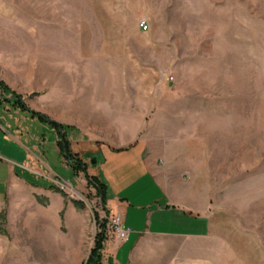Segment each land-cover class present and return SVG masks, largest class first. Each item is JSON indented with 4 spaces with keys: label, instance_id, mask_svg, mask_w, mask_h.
I'll return each instance as SVG.
<instances>
[{
    "label": "rangeland",
    "instance_id": "obj_1",
    "mask_svg": "<svg viewBox=\"0 0 264 264\" xmlns=\"http://www.w3.org/2000/svg\"><path fill=\"white\" fill-rule=\"evenodd\" d=\"M0 83L66 126L91 175L100 157L89 145L117 133L120 107L147 118L156 151L196 141L193 200L206 229L171 241L166 262L264 264V0H0ZM16 115L21 141L0 148V264H87L95 213L107 214L101 197L55 128ZM153 254L149 264H160Z\"/></svg>",
    "mask_w": 264,
    "mask_h": 264
},
{
    "label": "crops",
    "instance_id": "obj_2",
    "mask_svg": "<svg viewBox=\"0 0 264 264\" xmlns=\"http://www.w3.org/2000/svg\"><path fill=\"white\" fill-rule=\"evenodd\" d=\"M127 95L132 97L118 90L116 97L126 99ZM135 96L138 98L139 94ZM119 109L121 117L112 128L117 133L89 145L100 157L95 168L108 186L110 215H120L123 226L130 230L127 241H105L103 264H149L153 253L161 256L160 264H169L166 261L176 253L171 241L205 233L206 223L199 215L203 209L193 200L196 178L200 176L196 173L201 162V148L197 147L200 144L173 138L156 151L147 128L143 129L148 126L147 118L141 125L135 106ZM18 113L19 109L11 107L0 92V148L7 139L21 141ZM70 138L73 141V136ZM186 175L189 181L185 180ZM51 195L63 200L58 192ZM5 207L0 206V211ZM50 215L53 216L51 212Z\"/></svg>",
    "mask_w": 264,
    "mask_h": 264
},
{
    "label": "trees",
    "instance_id": "obj_3",
    "mask_svg": "<svg viewBox=\"0 0 264 264\" xmlns=\"http://www.w3.org/2000/svg\"><path fill=\"white\" fill-rule=\"evenodd\" d=\"M6 88L4 87L3 83H0V92L3 95V98L6 102H8L11 106H13L16 109L22 110L24 112L29 113L33 117H38L42 122L49 123L55 130L57 131L60 139H59V146L61 148L62 154L65 155L68 158V163L72 166L74 170L78 171H84L85 176L88 180V182L95 187L97 194L101 197L102 204L105 207V210L107 212V216L110 215V210L107 208V203L109 200V193H108V186L107 184L97 175H91L88 173V165L86 162H84L81 158L77 156L76 153H74L70 146V141L67 137L66 133V126H62L58 124L57 122L51 121L48 118L44 117L39 112H36L32 109H30L26 103L23 101L21 96L15 95L12 97H6L4 96ZM52 188L56 191L62 193L63 196H65V193L63 190L58 187L57 185H52ZM77 204H80L79 202H76ZM96 215V221L98 223V228L100 231L97 234L94 248L92 249V254L89 257V260L87 264H102L103 262V249L105 247V241L107 239L106 234V218H101L100 214L98 212L95 213ZM0 218L1 222L5 223L7 221L6 219V213L4 211H0ZM0 233L7 234V231L3 228V225L0 223Z\"/></svg>",
    "mask_w": 264,
    "mask_h": 264
},
{
    "label": "built area",
    "instance_id": "obj_4",
    "mask_svg": "<svg viewBox=\"0 0 264 264\" xmlns=\"http://www.w3.org/2000/svg\"><path fill=\"white\" fill-rule=\"evenodd\" d=\"M140 27L143 30H147L149 26L146 21H142L140 23ZM102 218L107 219L106 229H105L106 234L109 232L113 234L118 240L121 241H127L129 239L130 230L123 226L122 218L120 215H113V216L105 215L102 216Z\"/></svg>",
    "mask_w": 264,
    "mask_h": 264
},
{
    "label": "water",
    "instance_id": "obj_5",
    "mask_svg": "<svg viewBox=\"0 0 264 264\" xmlns=\"http://www.w3.org/2000/svg\"><path fill=\"white\" fill-rule=\"evenodd\" d=\"M93 163H94V164L96 163V159L93 160Z\"/></svg>",
    "mask_w": 264,
    "mask_h": 264
}]
</instances>
